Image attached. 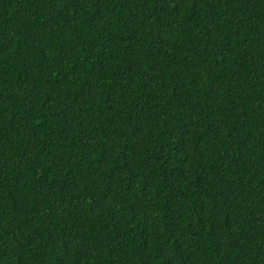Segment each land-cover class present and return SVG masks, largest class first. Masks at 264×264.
<instances>
[{"label": "trees", "instance_id": "obj_1", "mask_svg": "<svg viewBox=\"0 0 264 264\" xmlns=\"http://www.w3.org/2000/svg\"><path fill=\"white\" fill-rule=\"evenodd\" d=\"M0 264H264V0H0Z\"/></svg>", "mask_w": 264, "mask_h": 264}]
</instances>
